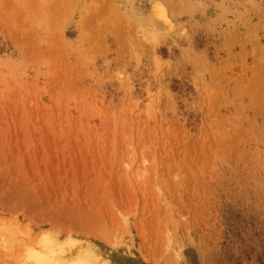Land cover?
<instances>
[{
    "label": "rangeland",
    "instance_id": "rangeland-1",
    "mask_svg": "<svg viewBox=\"0 0 264 264\" xmlns=\"http://www.w3.org/2000/svg\"><path fill=\"white\" fill-rule=\"evenodd\" d=\"M40 253L264 264V0H0V264Z\"/></svg>",
    "mask_w": 264,
    "mask_h": 264
},
{
    "label": "bare ground",
    "instance_id": "bare-ground-1",
    "mask_svg": "<svg viewBox=\"0 0 264 264\" xmlns=\"http://www.w3.org/2000/svg\"><path fill=\"white\" fill-rule=\"evenodd\" d=\"M121 4V3H120ZM152 15L153 17L162 22L165 26L169 27L171 29V23L169 21V18L167 17V12L166 10L159 4V3H156L152 5ZM13 228V227H12ZM10 236V235H9ZM40 252V251H39ZM50 255V254H49ZM35 259L38 260V262H40V264H46L48 261V258H51L52 256H49L47 255V253H40L39 255H37V258L35 256H33ZM33 257H32V260H33ZM34 259V260H35ZM55 259V258H54ZM53 260V259H52ZM53 262V261H52ZM170 262V261H169ZM37 263V262H35ZM168 264V263H167ZM172 264V263H171Z\"/></svg>",
    "mask_w": 264,
    "mask_h": 264
}]
</instances>
